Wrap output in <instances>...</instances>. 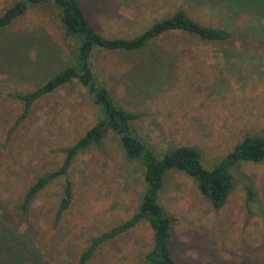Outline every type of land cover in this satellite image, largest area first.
I'll use <instances>...</instances> for the list:
<instances>
[{
  "label": "rangeland",
  "instance_id": "rangeland-1",
  "mask_svg": "<svg viewBox=\"0 0 264 264\" xmlns=\"http://www.w3.org/2000/svg\"><path fill=\"white\" fill-rule=\"evenodd\" d=\"M14 1L0 0V15ZM80 1L107 37H133L180 8L204 25L242 32L220 43L175 31L138 51H93L98 82L117 104L139 114L133 127L158 155L196 146L211 168L246 135L262 132L264 38L247 31L257 24L253 16L232 20L222 7L197 0ZM22 36L27 39L16 44ZM225 49L235 53L228 58ZM76 54L56 8L30 7L0 32V264H81L90 239L129 218L141 201L145 167L128 159L109 132L75 157L68 171L71 203L58 220L64 176L42 189L27 212L18 207L35 178L61 166L63 149L95 124L98 108L74 80L35 101L8 136L23 109L12 94L33 90L73 64ZM233 175L226 203L215 209L192 177L165 174L158 200L175 217L170 247L179 263L264 264V162H242ZM246 184L255 192L252 200ZM152 246L153 230L141 221L83 264H148Z\"/></svg>",
  "mask_w": 264,
  "mask_h": 264
},
{
  "label": "trees",
  "instance_id": "trees-1",
  "mask_svg": "<svg viewBox=\"0 0 264 264\" xmlns=\"http://www.w3.org/2000/svg\"><path fill=\"white\" fill-rule=\"evenodd\" d=\"M197 1L222 7L228 11L232 20L241 19L244 15L253 16L257 24L248 26L247 31L254 39L264 38V0ZM35 6L58 9L64 34L77 43V54L73 64L56 70L33 90L12 94L22 102L23 109L10 128L8 136L28 116L35 101L74 80L85 87L98 108V118L79 139L63 149L65 158L61 166L35 178L25 191L19 209L27 212L42 189L57 177L64 176V195L55 214V219L58 220L71 203L73 192L68 171L75 157L91 145L101 144L109 132L115 133L125 156L142 161L145 167V189L137 210L129 218L90 239L81 255L80 263L88 261L105 242L126 233L139 222L146 221L153 230V246L145 255L148 264H181L174 258L170 247L175 217L158 200L165 174L169 170H178L192 177L212 207L219 209L226 203L234 186L233 169L242 162H264V129L259 134L246 135L211 168L203 165L202 153L196 146H175L158 155L147 141L138 136L133 127L139 114L124 109L114 101L108 89L98 82L90 59L96 48L108 51H138L147 48L159 37L175 31L220 43L240 39L242 32L204 25L180 8L133 37H107L96 30L80 0H16L0 15V32L11 26L30 7ZM19 39L16 44H21L27 37L22 36ZM230 52L225 49L228 58L235 53ZM245 188L247 200H252L255 195L253 188L249 184Z\"/></svg>",
  "mask_w": 264,
  "mask_h": 264
}]
</instances>
